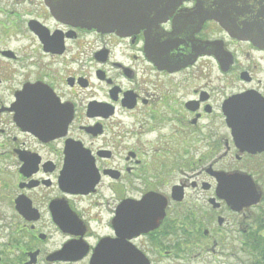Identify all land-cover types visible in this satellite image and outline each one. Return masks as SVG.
<instances>
[{
  "label": "flooded vegetation",
  "instance_id": "flooded-vegetation-1",
  "mask_svg": "<svg viewBox=\"0 0 264 264\" xmlns=\"http://www.w3.org/2000/svg\"><path fill=\"white\" fill-rule=\"evenodd\" d=\"M164 1L120 34L0 0V264H264V3Z\"/></svg>",
  "mask_w": 264,
  "mask_h": 264
},
{
  "label": "water",
  "instance_id": "water-1",
  "mask_svg": "<svg viewBox=\"0 0 264 264\" xmlns=\"http://www.w3.org/2000/svg\"><path fill=\"white\" fill-rule=\"evenodd\" d=\"M54 13L72 25L97 29L104 32L129 34L157 20L151 17L160 10V5H168L164 0H48ZM264 3V0H261ZM255 4L247 0V5ZM218 11L210 18L222 26L233 28L239 24L238 0H219L215 3ZM224 7V9H223ZM164 12V11H161ZM246 14L248 11L245 12ZM237 21V22H236ZM236 22V23H235ZM251 26L243 25L239 36L253 38Z\"/></svg>",
  "mask_w": 264,
  "mask_h": 264
}]
</instances>
